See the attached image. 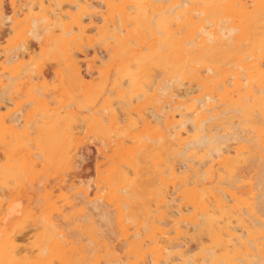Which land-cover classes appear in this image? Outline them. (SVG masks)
Wrapping results in <instances>:
<instances>
[{
	"label": "bare ground",
	"instance_id": "obj_1",
	"mask_svg": "<svg viewBox=\"0 0 264 264\" xmlns=\"http://www.w3.org/2000/svg\"><path fill=\"white\" fill-rule=\"evenodd\" d=\"M250 144L264 160V0H0V264H264Z\"/></svg>",
	"mask_w": 264,
	"mask_h": 264
},
{
	"label": "rangeland",
	"instance_id": "obj_2",
	"mask_svg": "<svg viewBox=\"0 0 264 264\" xmlns=\"http://www.w3.org/2000/svg\"><path fill=\"white\" fill-rule=\"evenodd\" d=\"M7 26V25H6ZM83 49H85V47H83ZM96 49H99L98 47L96 48ZM86 50V49H85ZM51 64H53L52 66L54 67V69H53V67L52 66H50ZM49 65V66H48ZM55 64L54 63H51V62H49L47 65H46V67H45V69L48 71L49 70V68H50V72L52 73V74H54L55 72H57L60 68L58 67H55L54 66ZM57 68V69H56ZM75 95H77V96H79V95H81V92H79V93H74ZM21 103H24V100H22V102ZM22 109L24 108V104H23V106L21 107ZM79 117H81V116H79ZM91 142V141H90ZM92 143L93 144H91L90 145V148L91 149H89V151H86L85 152V156H84V158H83V162H82V171H81V173H82V176L84 175V173H85V175L84 176H90V178H89V180L92 182L91 184L94 186L95 185V182L97 181V168L100 166V165H102L103 163H105V160L104 159H102V155H106L107 154V150H103L102 152H98V150L100 149V146H97V142L96 141H92ZM97 147H96V146ZM249 146H251L252 148H250V152H251V155H250V159L251 160H253V161H251V162H249L248 164L246 163V164H239V166H238V164H237V166H235V169H234V175L236 176L237 174H239V176L242 178V179H240V177L237 179V180H239L238 181V185L237 186H239V189L240 190H243V191H245V190H247V189H249V185L248 184H253L254 182V185H251V186H253L252 188H256L255 186H257L256 185V181H257V178H258V176H259V174H262L263 172H264V160H262V161H260V162H262L261 164H260V162L258 163V160H255V158H253L254 156H256L258 153H260L261 152V150H262V148L260 147H255L254 145H249ZM257 148V149H256ZM254 151V152H253ZM105 152H106V154H105ZM256 152H258L257 154H256ZM253 154V155H252ZM261 155V154H260ZM255 160V161H254ZM253 162H254V167H255V163H258V164H256V166H258V167H256V168H254L253 167V169H252V166H251V164H253ZM250 164V165H249ZM249 165V166H248ZM242 166V167H241ZM261 166V167H260ZM34 172H38L39 171V168L38 167H35L34 169ZM238 171V172H237ZM262 171V172H261ZM236 172V173H235ZM244 172V173H243ZM247 172V173H246ZM255 172V173H254ZM260 172V173H259ZM88 173V174H87ZM253 173V174H252ZM60 174V175H59ZM59 174H56V175H53V174H51L52 176H51V179L49 178V180H56V179H58V180H69L70 178L69 177H71V175L68 173V172H66V171H64V173L62 174V173H59ZM64 174H65V176H64ZM256 174V175H255ZM41 175V174H40ZM61 175H62V177H61ZM42 176H44L43 174H42ZM42 176H36V178L34 179V180H43L44 178L45 179H47L48 178V175H46V176H44V177H42ZM63 176H64V179H63ZM246 176V180L244 179V177ZM247 176H249V178L247 177ZM54 179H53V178ZM56 177V178H55ZM42 178V179H41ZM249 179V180H248ZM93 180V181H92ZM255 180V181H254ZM239 183H240V185H239ZM53 184V183H52ZM242 184V185H241ZM246 187H245V186ZM30 188H31V186H29ZM28 187V188H29ZM26 189V193L25 194H28L27 196H26V198L28 197V200H30V201H28V200H24V201H22L21 202V206L22 207H24L25 208V212H28L29 210H31V212L34 214V216H35V219H36V216L38 215V209L36 210L35 208H37V205H39L37 202H38V200L36 201V195H37V191H36V189L35 188H31V189ZM247 188V189H246ZM35 190V191H34ZM30 191V192H29ZM259 191L258 190H255V193H258ZM36 194V195H35ZM20 195H21V193H20ZM34 195H35V197H34ZM22 197V196H21ZM23 197H24V194H23ZM23 197L22 198H19V199H21V200H23ZM36 201V203H34ZM32 202V203H31ZM29 203L30 204H32V205H29ZM19 204H20V201H19ZM37 204V205H36ZM24 205V206H23ZM20 206V205H19ZM21 206H20V208H21ZM31 206V207H30ZM26 207H28V208H26ZM31 208V209H30ZM34 208V210H32ZM100 208V207H99ZM102 208H100V210H101ZM103 209H105V208H103ZM103 209H102V211L101 212H103ZM37 212H36V211ZM98 210V209H97ZM97 211H95L94 212V216H93V219L92 220H95L96 221V227L98 226V225H100V223L99 224H97L98 223V221H99V214H100V211L98 210V213H96ZM29 213H30V211H29ZM98 214V215H97ZM96 217V218H95ZM244 220H246L247 221V224H249V223H251L252 224V221H253V219L252 218H247V217H245V216H243L242 217ZM251 219H252V221H251ZM35 222H37V220H35ZM100 222V221H99ZM102 224V223H101ZM246 224V225H247ZM103 225V229L104 230H106V231H104V232H106L105 233V235H107L108 234V238H110V240L112 241V242H114L113 244H120V242H119V239H117L118 238V234H116V231H115V227H114V225H113V223L112 224H109V225H111V226H109V225H106V224H102ZM95 226V225H94ZM104 226H106V227H104ZM99 227V226H98ZM97 227V228H98ZM95 228L96 230H99L100 228ZM108 228V229H107ZM102 229V230H103ZM101 230V229H100ZM26 232V230H23L22 231V233H25ZM68 232H70V231H68ZM72 232L73 231H71V234H72ZM74 233V232H73ZM110 233V234H109ZM112 233H113V235H112ZM73 236H74V238H76V234L74 233V234H72ZM115 236H117L116 238H115ZM84 238V237H83ZM116 239V240H115ZM100 240V239H99ZM118 241V242H117ZM84 244L86 243V242H84V241H82ZM120 246V245H119ZM118 247V246H117Z\"/></svg>",
	"mask_w": 264,
	"mask_h": 264
}]
</instances>
